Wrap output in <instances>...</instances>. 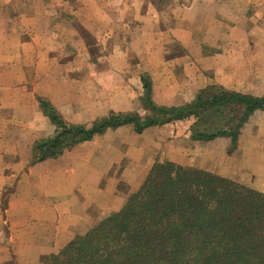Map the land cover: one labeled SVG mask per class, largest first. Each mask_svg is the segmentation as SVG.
<instances>
[{
	"label": "crops",
	"instance_id": "obj_1",
	"mask_svg": "<svg viewBox=\"0 0 264 264\" xmlns=\"http://www.w3.org/2000/svg\"><path fill=\"white\" fill-rule=\"evenodd\" d=\"M263 3L0 0V264H44L101 215L121 210L156 162L208 170L264 193V107L247 119L236 149L227 136L195 139L175 123L141 132L125 124L31 163L37 141L56 128L42 98L77 124L136 110V91L124 77L143 85L148 75L163 105L209 86L263 95ZM108 75L117 87L108 84L102 100L100 77ZM84 77L91 90L78 91L73 105L72 86ZM33 110L47 119L44 129L26 117L6 120Z\"/></svg>",
	"mask_w": 264,
	"mask_h": 264
},
{
	"label": "trees",
	"instance_id": "obj_2",
	"mask_svg": "<svg viewBox=\"0 0 264 264\" xmlns=\"http://www.w3.org/2000/svg\"><path fill=\"white\" fill-rule=\"evenodd\" d=\"M142 81L141 111H111L87 123H67L40 99L56 128L37 141L31 163L125 124L141 132L190 122L193 138L227 136L235 146L247 119L264 107V94L219 86L181 105H160L149 76ZM44 264H264V193L208 170L156 162L121 210L101 215Z\"/></svg>",
	"mask_w": 264,
	"mask_h": 264
},
{
	"label": "rangeland",
	"instance_id": "obj_3",
	"mask_svg": "<svg viewBox=\"0 0 264 264\" xmlns=\"http://www.w3.org/2000/svg\"><path fill=\"white\" fill-rule=\"evenodd\" d=\"M263 5H264V3H263ZM259 13H261L262 14V16H263V22H262V25L264 26V6H263V8L261 9V11L259 12ZM109 64V62L108 61H106L105 63H101L100 65L98 64V66H99V68H98V70H99V73L101 72V71H103L106 67H107V65ZM92 66L93 67H95L96 66V63H94V64H92ZM105 73V75L107 74V72L105 71L104 72ZM100 75V74H99ZM124 79H125V81L126 82H124V84H123V82H122V84L123 85H130L131 86V84L133 83V86H132V88L136 91V100L138 99V103H139V105L135 108L136 110H139V111H141V109H143L142 108V102H141V97H142V95H143V93H144V91H143V85H141L139 82L137 83V79H135V78H132L131 80H128V78L127 77H124ZM100 81H101V85H102V91H103V96L101 97V99L102 100H106V97H107V93L111 90V89H109L107 86H108V84H110V83H112L113 84V86L112 87H117L114 83H115V81H116V77L115 76H110V75H108V76H102V77H100ZM86 77H84V78H82V81L81 82H79L77 85H73L72 86V91H73V93L75 94L73 97H71L70 98V100H71V102L73 103V105L77 102H79L80 101V99H79V96H78V94H77V92L78 91H81L82 89H83V87H84V89H86V90H91V84H87L86 85ZM103 82L104 83H106V85L105 84H103ZM128 83V84H127ZM139 97H140V99H139ZM192 100V99H191ZM191 100H188V101H191ZM89 101V100H88ZM188 101H185V102H188ZM141 102V103H140ZM185 102H183V100H179L178 102H177V105H181V104H183V103H185ZM160 105H163V104H160ZM28 106H31V105H28ZM31 108H32V106H31ZM31 111H32V109H29V111L28 112H30L31 113ZM34 111V113L33 114H31V115H28V116H26V115H18L17 116V113L16 114H12V115H5L6 116V120H7V122H9V119H11V118H14V119H16V117H17V119H19V120H21L22 119V117H26V119H28L27 121H29V125L31 126V125H34V124H38L39 123V125L41 126V128L42 129H44L45 128V126L47 125V119L45 118V117H43L42 115H39L38 114V112H37V110H33ZM67 112H70V111H67ZM29 113V114H30ZM42 116V117H41ZM171 123H175V124H178L179 125V127H178V129L179 130H181V131H183L184 129L183 128H185V130L186 131H189V128H190V122H188V123H186V122H182V121H174V122H171ZM222 123V122H221ZM26 127H28L27 125H25ZM32 128V127H31ZM7 133H8V131H7ZM6 133V134H7ZM8 135V134H7ZM25 135V134H24ZM229 147H230V145H229ZM237 148V146H234V147H232V149H236ZM229 149V148H228ZM10 168H12V167H10ZM10 168H8V171H9V169ZM10 172V171H9ZM19 171H17V170H15V174L16 173H18ZM14 184H15V175H13L10 179H9V184H8V187L9 188H12L13 186H14ZM10 190H12V189H10ZM9 191V190H8Z\"/></svg>",
	"mask_w": 264,
	"mask_h": 264
}]
</instances>
